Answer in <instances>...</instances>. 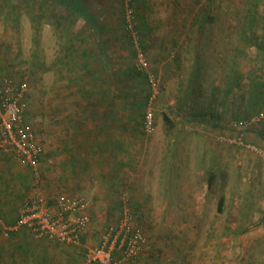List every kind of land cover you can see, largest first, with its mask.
<instances>
[{"label": "rangeland", "instance_id": "obj_1", "mask_svg": "<svg viewBox=\"0 0 264 264\" xmlns=\"http://www.w3.org/2000/svg\"><path fill=\"white\" fill-rule=\"evenodd\" d=\"M257 1L258 13H249ZM97 2L101 41L88 32L91 23L83 14L58 1L0 0V77L28 84L26 117L42 147L36 168L0 153V244L16 237L5 227L35 192L53 200L87 197L90 211L96 194L109 190L113 211L101 215L91 209L87 245L98 243L105 227L120 218L127 193L157 254L151 264H264V155L218 139L231 119L261 113L242 114L249 75L264 82V45L259 49L244 36L264 41V0H135V31L126 27L122 0ZM134 33L146 68L139 66ZM232 68L247 78L228 95L237 75ZM149 74L158 80L152 102ZM104 95L119 100L96 105L115 106V118L128 116L142 136L136 158L125 154L129 160L121 170L109 151L101 166L77 156L82 145L76 110L83 111L85 103L74 100ZM214 97L221 104L212 110ZM149 105L154 126L148 130ZM247 138L264 151V117L249 124ZM4 250L0 264L84 263V247L57 242Z\"/></svg>", "mask_w": 264, "mask_h": 264}, {"label": "built area", "instance_id": "obj_2", "mask_svg": "<svg viewBox=\"0 0 264 264\" xmlns=\"http://www.w3.org/2000/svg\"><path fill=\"white\" fill-rule=\"evenodd\" d=\"M125 22L135 31V0H123ZM140 68L148 65L140 40L133 35ZM153 92L149 102L158 94L157 78L149 74ZM28 84L11 76L0 77V153L11 160L36 168L42 147L35 129L26 117ZM264 117V111L251 120L236 119L218 135L221 142L240 147L248 152L264 155L258 145L247 138L249 124ZM146 128L154 126V112L149 105L145 118ZM120 218L109 223L98 243L87 245L85 238L91 229L90 202L81 196L64 194L56 200L35 192L20 207L19 216L6 230L26 229L38 239H46L69 246L84 247L83 264H151L157 254L140 216L127 193L121 196ZM7 232V233H8Z\"/></svg>", "mask_w": 264, "mask_h": 264}, {"label": "crops", "instance_id": "obj_3", "mask_svg": "<svg viewBox=\"0 0 264 264\" xmlns=\"http://www.w3.org/2000/svg\"><path fill=\"white\" fill-rule=\"evenodd\" d=\"M84 21L88 23L86 20ZM90 28L92 30H88V32L93 31L96 34L94 28L91 25ZM93 32L92 34H94ZM84 38L85 37L81 39ZM77 47L79 48V51L84 53V47H86L85 44L80 43V46ZM69 55L70 54L68 53V56ZM86 64L88 65L87 68L94 70V64L92 62H88ZM118 100L119 98H117L116 96L104 95L80 96L79 98L76 97L74 101H80L81 103H85L83 111L79 108L78 110H76V113L78 115L76 133L80 136L77 141L82 145L80 146L81 148H79L80 150L77 156H80L90 161L95 160V164L101 166V161L102 165H104L103 161L108 160V156H110V153H115L117 159L116 162L113 164L116 167L118 166L117 170H121V167L127 164L126 161L129 160V158H136L134 155H136V152L139 153V149H141L139 144H141L142 136L140 133L138 134L136 131H134V128L132 129V122L130 120L131 118H129L127 115V117L123 118L122 120L117 119V117L115 118V106H109L108 108H106V110H104V106L96 105L97 103H116ZM91 101L93 102V105H89ZM121 117L122 116H119V118ZM106 145L108 147H106ZM76 151L77 149H74V152ZM108 151L110 153H108ZM134 151L135 154H132L131 152ZM127 153H129L128 159L125 156V154ZM75 157L76 155L72 158L71 162L75 161ZM75 164L76 166L79 165V163L77 162H75ZM125 169H128L127 166L125 167ZM114 178L117 182L119 180L124 181L122 179H119L118 175H114ZM88 184L90 185V187H94V185L91 184L90 181L88 182ZM103 190L104 189H102V191ZM111 196L112 194L109 190L107 195L96 194L97 201L95 202V204L93 203V205H91V209H95V212L101 215L106 214L107 211L112 212V204H109L110 202L108 201L109 197ZM1 197H3V195H1ZM84 198L90 201L87 197ZM91 209L90 213L92 211ZM18 216L8 225L14 224ZM12 234L16 235V237L3 241L2 244H0V247H4L5 249L3 254H5L7 251H14V249L18 247L31 248L38 245H40L41 247H47V243H51L49 240L46 239L31 240L30 238L25 237L30 234L26 229L13 230Z\"/></svg>", "mask_w": 264, "mask_h": 264}, {"label": "trees", "instance_id": "obj_4", "mask_svg": "<svg viewBox=\"0 0 264 264\" xmlns=\"http://www.w3.org/2000/svg\"><path fill=\"white\" fill-rule=\"evenodd\" d=\"M55 1L60 2L65 8L71 10L73 13L79 12L83 14L86 17V19L91 23L92 27L94 28L98 36V40L101 41L102 34H103V28H102L103 21H102V16H101V12L98 7L97 0H55ZM258 3H259L258 1L255 2V5L249 9V13L253 10H255L258 13L259 11ZM124 17H125V9H124ZM251 22L252 24H255L254 21H251ZM135 27H136V22H135ZM244 32L246 33V30H244ZM244 37L248 43H252L256 45L259 49H261L264 45V41L257 43L256 40L258 39V37L256 35L249 34V36L245 35ZM231 70L235 71V73L237 72V75L232 76V79L229 82L228 95H230L234 91V89L240 85L241 80L247 78V76L239 75L238 74L239 70L234 69V68H232ZM195 71H198V74H200L199 65H197ZM249 76L250 78L248 79V83H247V86H248L247 94L248 95L243 96L244 112H242L244 117H247V118H250L251 116L257 113L264 111L263 110L264 108V82H259V75H256V76L249 75ZM194 78H197V72ZM218 100L219 98L217 97L212 98V101L210 102V105L212 106V110L213 108L217 107L216 105L221 104L220 102H218ZM228 102L229 100H226L224 101V104L227 106ZM236 119H243V118H234V119H231V121L236 120ZM7 158H10V157H7ZM214 176H215V172H212L210 175V179H209L210 185L212 184L211 182L213 181ZM224 201H225V197L224 195H221L219 199V207H218L219 209H222Z\"/></svg>", "mask_w": 264, "mask_h": 264}]
</instances>
